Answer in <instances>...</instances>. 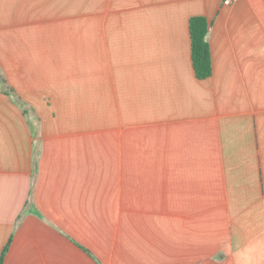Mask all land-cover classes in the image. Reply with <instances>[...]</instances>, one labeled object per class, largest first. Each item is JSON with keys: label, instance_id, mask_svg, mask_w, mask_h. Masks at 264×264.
<instances>
[{"label": "crops", "instance_id": "crops-1", "mask_svg": "<svg viewBox=\"0 0 264 264\" xmlns=\"http://www.w3.org/2000/svg\"><path fill=\"white\" fill-rule=\"evenodd\" d=\"M6 247L1 264H264V0H0Z\"/></svg>", "mask_w": 264, "mask_h": 264}, {"label": "trees", "instance_id": "trees-1", "mask_svg": "<svg viewBox=\"0 0 264 264\" xmlns=\"http://www.w3.org/2000/svg\"><path fill=\"white\" fill-rule=\"evenodd\" d=\"M208 29L209 23L204 17L194 16L189 19L191 61L195 77L198 80H205L212 74L211 54L206 40ZM7 247L2 253L0 264Z\"/></svg>", "mask_w": 264, "mask_h": 264}, {"label": "built area", "instance_id": "built-area-1", "mask_svg": "<svg viewBox=\"0 0 264 264\" xmlns=\"http://www.w3.org/2000/svg\"><path fill=\"white\" fill-rule=\"evenodd\" d=\"M235 0H223L224 5H230L234 2Z\"/></svg>", "mask_w": 264, "mask_h": 264}]
</instances>
